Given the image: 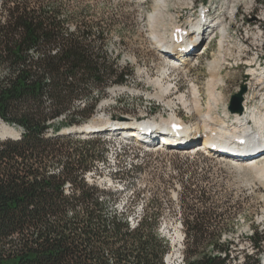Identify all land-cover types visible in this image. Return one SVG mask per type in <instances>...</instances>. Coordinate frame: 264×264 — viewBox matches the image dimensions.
Instances as JSON below:
<instances>
[{
	"label": "trees",
	"instance_id": "obj_1",
	"mask_svg": "<svg viewBox=\"0 0 264 264\" xmlns=\"http://www.w3.org/2000/svg\"><path fill=\"white\" fill-rule=\"evenodd\" d=\"M32 4L4 0L0 12V120L20 131L0 139V264H165L170 248L157 218L144 210L132 229L109 211L118 192L87 180L106 159L103 137L63 133L88 123L130 72L105 49L98 23L72 28L63 6ZM195 192L184 187L182 198ZM200 194L198 213L184 221L185 264H231L232 223ZM250 240L260 264L264 229Z\"/></svg>",
	"mask_w": 264,
	"mask_h": 264
},
{
	"label": "rangeland",
	"instance_id": "obj_2",
	"mask_svg": "<svg viewBox=\"0 0 264 264\" xmlns=\"http://www.w3.org/2000/svg\"><path fill=\"white\" fill-rule=\"evenodd\" d=\"M29 1L37 6V0ZM52 1L74 15V19L69 22L72 28L84 21L98 23V28L105 32V49L111 58L119 57L121 67L130 72L127 84L112 87L90 121L102 117L111 123L123 115L139 121H159L161 116L168 118L172 115L170 108L151 99L152 95L159 93V89L150 81L158 78L165 68L164 56L154 41L150 21L159 0ZM192 1L190 9L186 6V0H169L168 10L164 12L167 15L157 25L158 31L162 34L169 32L172 18H175L176 23L197 20L201 9L205 7V10H209L207 13L211 20L221 18L229 26L230 37L226 42V49L231 47L230 52L234 56L243 51L242 61L236 63L221 60V55H226L227 52L226 49H220V34L212 41H207L212 28L202 32L205 37L192 48L195 52L198 50L197 55L191 59H197V65L189 70L187 76L181 74L171 78L175 91L169 95V100L177 102L176 98L181 93L190 98L191 86L194 84L200 90L203 112L206 114L210 106H213L209 84L214 78H221L218 92L224 93V98L218 103L217 110H213V115L221 119L228 116L231 120L234 114L231 110L233 95L243 86L246 87L244 100L254 93V87L248 84L245 76L248 72L247 61L257 55L259 64L264 67V0H235L234 11H229L227 0ZM3 2L4 0H0V12L4 10ZM232 13L235 17L229 22L228 17ZM258 33L261 37L256 40ZM96 44L100 45V42L97 41ZM226 57L224 58L227 59ZM212 65H216L217 69L214 70ZM258 92L255 102L264 96V84ZM179 106H176V114L185 124L192 126L199 123L200 119L196 114H190L183 106ZM14 129L17 132L15 136L19 137L20 131ZM110 130L116 134L122 133L114 128ZM143 134L146 135V132ZM103 136L107 148L106 159L103 160L107 162L106 167L98 165L102 161H97L93 169L95 175L88 182L118 192L116 200L108 204L110 213L123 214L129 222V217L142 209V213L147 210L149 215L157 218V231L170 248L164 258L165 264H184V221L192 220L198 213L196 209L201 205L195 198L201 196L200 191H205L210 199L207 207L215 213L224 214L223 217L232 223L233 230L226 234L227 240L232 242L234 260L231 264H243L245 258L250 264L254 263L258 249L250 237L254 228L259 231L264 229V151L254 155L246 153L238 158L218 150L213 154L206 151L208 147L203 145L204 136L201 133L199 138L190 134L187 143L178 142L164 148H145L142 144L124 140L120 136ZM150 136L153 138L147 137L154 146L159 143L162 135L153 132ZM237 143L242 144L238 140ZM252 159H257L254 166L248 163ZM184 187L196 189L194 195L187 200L182 198ZM262 249L260 264H264V243ZM248 257L251 259H247Z\"/></svg>",
	"mask_w": 264,
	"mask_h": 264
},
{
	"label": "bare ground",
	"instance_id": "obj_3",
	"mask_svg": "<svg viewBox=\"0 0 264 264\" xmlns=\"http://www.w3.org/2000/svg\"><path fill=\"white\" fill-rule=\"evenodd\" d=\"M186 1H187L186 6L190 8L192 6L193 1L192 0H186ZM168 2L169 0H159L157 2V7L154 13L150 16V21L153 28V38L155 43L158 45L161 54L164 56L163 61L165 64V68L161 72V75L158 78L156 77V79L151 80L150 82L153 83V85L159 89V93L157 95H152L151 99H154L157 102L163 104L164 106L170 108L172 111V115H170L168 118H166L165 116H161L159 121L145 120L143 122L135 121V119L123 115V116H119V118H117L111 123L103 120L102 117L100 118L98 117L91 121L92 126H95V128L99 127L101 129L99 130V132L106 131L105 133H108L107 131H110L108 130L110 128L116 129L115 131L121 130L122 133H117L116 136L122 135L121 138H123L124 140L133 141L136 142L137 144L140 143H138L134 139H128L126 137L132 136L137 140H139V142L150 141L149 137L151 136L144 137L145 135L143 133L145 132L147 133L149 129L157 127L160 128V132H162L161 133L162 135L161 137H163L162 142H164V144L168 146H173L175 145V143L181 142L175 137L176 135H181L184 137L189 134H192V137H196L199 136V134L201 133L204 136L203 145L207 147L208 146L217 147L220 145L222 147L241 150L242 152H249L250 150H252V148H254L256 152L264 151V96L261 97V99L258 102H255V100H257L258 97L257 92L259 88L264 84V67H262L258 63L259 57L256 54L254 58L247 61L246 65L248 67V72L245 74V76L249 81L248 84H251V86L254 87V93L248 96L247 98H245V100L243 101L242 104L243 112L232 114L233 116L231 120H229L230 117L228 116L225 117V119H221L217 117L215 114H214L215 116L213 115V112H215L213 110L216 109V107H218V103L222 101L224 98L223 96L224 93L218 92L219 90L218 86L221 83L220 80L221 78L215 79L213 77L214 79L212 78L213 80L209 84L210 85L209 92L211 96L210 101L211 104H213V106H210L209 111L206 114H204L203 112V99L201 97L200 90L194 84L191 86L190 98H188L185 94L181 93L176 98L177 102H174L171 99L169 100V95L171 96L174 90V87L172 86L173 85L172 82L174 81H172L171 78L179 77L181 74L187 76L189 70L196 67L197 65L198 62L197 59L195 61H192L191 59L194 57V55H197L198 50L195 52L193 51L192 48L196 47L198 43H200L199 41L205 37V33L202 34V32L205 31L207 32L208 29L212 28V32L206 38L207 41L208 40L212 41L213 39L217 38L219 33L220 34L219 43H220V49L222 51H224L228 46L226 42H228L227 40L230 37V33L228 31L229 26L227 27V25H225L224 20H222L221 18H216L214 20H211L210 15L207 14V10L202 9L200 11L199 17L195 21L189 19L183 23H176L174 21L175 18H172L171 19L172 24L170 25L171 30L169 31L170 33L167 32L166 34L164 33L162 34V32L160 33V31H158L157 25L160 24L163 21V17L167 15V14L164 15L165 14L164 12L168 10V4H169ZM235 2H236L235 0H227L226 4L229 6V11H234L233 6ZM233 13L228 17L229 22L233 19V17H235ZM206 27L208 28L206 29ZM259 37H261V34L260 33L256 34L255 36L256 40H258ZM203 45H207V44H203ZM204 49H206V47ZM230 50L231 47H228L225 50L227 54L226 55L222 54L221 60L224 59L223 60L224 62L234 61L236 63L242 61L243 51L239 52L236 56H234L232 55ZM224 57H226L227 59H225ZM212 66L214 70L217 69L216 65H212ZM256 67H258V69ZM178 105L183 106L188 113L196 114L200 119L199 123H196L192 126L189 124H185V122L181 118H179V116L176 114V106ZM180 126H181V130L179 131L177 130L174 131L171 129V128L177 129L176 127H180ZM16 133L17 132L15 131L14 128L7 126L2 121L0 122V135L9 134L16 137L15 136ZM89 133L91 134V132ZM110 135H115V133L113 134L111 133ZM237 140L242 142V144L237 143ZM162 148H164V146ZM222 152L236 153L229 150H222ZM108 161L110 160L108 159ZM256 162L257 159L256 160L252 159L248 163L250 166H254ZM106 163H107L106 161H102V162H98V165L104 167ZM262 173L264 174V169H262ZM94 175H95L94 171L89 172L87 174V180H89ZM141 210L142 209H139L137 211V214H135L131 218L129 217L130 227L136 228L139 225L142 215ZM136 215L138 216L136 217ZM168 260H170V257H168Z\"/></svg>",
	"mask_w": 264,
	"mask_h": 264
},
{
	"label": "water",
	"instance_id": "obj_4",
	"mask_svg": "<svg viewBox=\"0 0 264 264\" xmlns=\"http://www.w3.org/2000/svg\"><path fill=\"white\" fill-rule=\"evenodd\" d=\"M246 93V87L243 86L241 90L234 94L233 97L231 98V110L233 113H242L243 112V107L242 103L244 100V94ZM1 121V120H0ZM87 127V128H85ZM101 130L99 127L95 128V126H92V122L89 124L83 125L81 127H76L72 128L66 131H63V133H78V134H87L89 132H96ZM5 138H17L12 135L6 134V135H0V139H5Z\"/></svg>",
	"mask_w": 264,
	"mask_h": 264
},
{
	"label": "built area",
	"instance_id": "obj_5",
	"mask_svg": "<svg viewBox=\"0 0 264 264\" xmlns=\"http://www.w3.org/2000/svg\"><path fill=\"white\" fill-rule=\"evenodd\" d=\"M115 88H116V87H115ZM115 88H114V89H115ZM110 90L112 91V89H108V91H110ZM79 104L82 105V106L85 105V103H83V102H80Z\"/></svg>",
	"mask_w": 264,
	"mask_h": 264
}]
</instances>
